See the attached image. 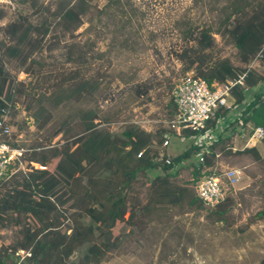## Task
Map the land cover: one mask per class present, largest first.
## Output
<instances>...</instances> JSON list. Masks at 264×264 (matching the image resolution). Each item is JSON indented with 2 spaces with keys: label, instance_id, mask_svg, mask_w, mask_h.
I'll use <instances>...</instances> for the list:
<instances>
[{
  "label": "trees",
  "instance_id": "obj_1",
  "mask_svg": "<svg viewBox=\"0 0 264 264\" xmlns=\"http://www.w3.org/2000/svg\"><path fill=\"white\" fill-rule=\"evenodd\" d=\"M11 1L30 7L33 13L21 14L1 30L8 41H0V120L6 118L9 126V112L25 84L7 70L8 61L18 62L31 75L33 67L42 65L40 58L45 51L52 52L64 43L68 49L66 61L77 63L85 53L76 52L84 47L66 40V34L78 30L94 9L98 13L127 11L124 0H106L102 9L96 6V0H58L55 6H37L36 0ZM216 34L231 41L238 51L240 66L227 57H214V33L203 29L190 35L192 45L178 55L185 74L193 73L209 86L227 84L245 74V85H236L232 96L245 107L241 117L244 125L264 128V0H236ZM260 54L258 67L254 62ZM88 55L87 52V59ZM98 87L90 78H62L55 87L57 91L46 97L50 109L42 104L33 111L37 128L49 124L61 106L81 102ZM229 112L223 109L217 117ZM99 120L98 113L91 109L77 110L59 123L49 144L39 146V151L30 156L29 168L0 181V264H101L120 243L116 229L121 224L136 227L141 213L146 219L166 207L209 209L197 197L194 186L191 189L174 181L179 175L175 165L196 157L199 147L192 146L167 164L158 161L159 151L154 147L163 144L168 129L153 133L131 123L120 134H113L101 128L103 122L97 123ZM75 123L76 127L71 128ZM214 124L215 120L210 121V125ZM228 133L221 134L213 145L206 156V167L215 164L218 153H231ZM60 135L66 138L64 142L52 145V139ZM181 135L192 138L195 134L185 131ZM3 138L12 147L23 148L25 157L26 149L15 143L18 141L14 133ZM236 152L264 163L254 148ZM159 169L163 173H156ZM202 170L203 165L197 164V177ZM142 177L145 181L140 183ZM143 188L146 204L140 200ZM231 202L227 196L210 215L223 222ZM258 216L264 217V210ZM5 231L14 234L12 241H6L2 235Z\"/></svg>",
  "mask_w": 264,
  "mask_h": 264
},
{
  "label": "rangeland",
  "instance_id": "obj_2",
  "mask_svg": "<svg viewBox=\"0 0 264 264\" xmlns=\"http://www.w3.org/2000/svg\"><path fill=\"white\" fill-rule=\"evenodd\" d=\"M235 1L124 0L126 14L115 10L98 13L94 9L78 30L66 34V40L84 47L76 52L85 53L79 62L66 61L68 49L64 43L52 52L45 51L40 58L42 65L33 67L31 75L18 62L8 61L7 70L25 84L8 115L18 142L13 141L26 149L22 165L15 166L14 172L29 168L30 156L39 151V146L49 144L59 123L80 109L97 112V123L103 122L101 128H108L113 134H120L131 123L153 133L167 129L176 111L171 93L187 75L178 55L192 45V33L211 30L216 39L214 57H227L240 66L237 49L228 38L216 34ZM57 2L36 0L34 4L55 6ZM95 3L102 9L106 0ZM31 12L28 6L0 0V41H8L2 29L21 14L27 16ZM62 78H90L99 87L81 102L61 106L49 124L37 128L33 111L42 104L50 109L46 97L57 91L55 87ZM40 96L42 103L38 102ZM105 119L109 121L104 122ZM64 139L60 135L51 144L63 143ZM192 146L191 137L171 133L166 153L173 160ZM154 148L159 151V146ZM220 164L224 168H241L245 173L228 194L232 202L223 222L210 215L215 209L166 207L146 219L141 213L136 227L121 224L116 229L120 243L101 264H262L264 217L258 213L264 210V163H256L251 156L229 153L222 156ZM196 165L195 155L176 164L179 175L174 181L192 189L202 175L201 171L196 176ZM156 173L163 172L159 169ZM143 181L142 177L140 183ZM142 191L140 200L146 204V188ZM2 235L6 241H12L14 236L8 231Z\"/></svg>",
  "mask_w": 264,
  "mask_h": 264
},
{
  "label": "built area",
  "instance_id": "obj_3",
  "mask_svg": "<svg viewBox=\"0 0 264 264\" xmlns=\"http://www.w3.org/2000/svg\"><path fill=\"white\" fill-rule=\"evenodd\" d=\"M260 57L261 54L254 64ZM245 76V74L241 75L227 84L209 86L202 78L189 73L177 83L171 93L176 113L167 123L168 133L159 147L158 161L172 163V159L166 153L171 145V133L178 135L185 131L194 133L195 135L192 136L194 145L199 147L196 155L197 164L203 165L202 175L195 182L194 189L197 197L209 209H214L223 202L230 190L234 189L245 175L241 168L222 167L220 164L222 154L220 153L216 155V161L212 167L205 165L206 156L210 154L219 136L228 133L232 125L242 122L241 117L245 107L236 103L232 96V89L236 85L244 86ZM223 109H229L230 112L226 116L217 117ZM213 120L215 124L210 125V121ZM6 121V118L0 120V181L13 174L14 167L22 165L24 157L23 148H14L4 140L3 137L10 138L14 133L12 126L6 125ZM263 141L264 128L256 127L250 134L246 146L253 148ZM33 166L37 169H45L39 164H33Z\"/></svg>",
  "mask_w": 264,
  "mask_h": 264
},
{
  "label": "crops",
  "instance_id": "obj_4",
  "mask_svg": "<svg viewBox=\"0 0 264 264\" xmlns=\"http://www.w3.org/2000/svg\"><path fill=\"white\" fill-rule=\"evenodd\" d=\"M255 65L258 66V63H256ZM251 131H253V125L251 123L244 125V123L241 122L231 126L228 133L229 136L231 137L229 145L232 146V150L230 154H236L237 153L236 151H242L247 148H252L246 146ZM253 148L264 158V141L259 143L256 147ZM243 156L247 157L249 155H243Z\"/></svg>",
  "mask_w": 264,
  "mask_h": 264
}]
</instances>
